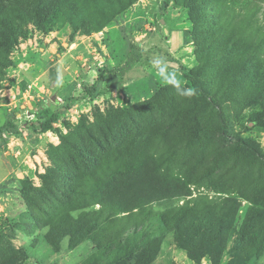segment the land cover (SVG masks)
<instances>
[{"label": "rangeland", "instance_id": "rangeland-1", "mask_svg": "<svg viewBox=\"0 0 264 264\" xmlns=\"http://www.w3.org/2000/svg\"><path fill=\"white\" fill-rule=\"evenodd\" d=\"M200 2L191 9L182 0H0V11L33 7V15L14 22L15 39L0 42V127L12 125L0 132V264H133L126 252L139 251L141 232L162 238L150 264H264V253L241 257L234 241L250 205L246 190L261 184L245 185L264 174V162L220 141L217 111L202 106L184 78L191 73L200 90H254L248 85L259 73L254 60L264 70V0ZM231 54L246 68L230 65ZM222 78L236 84L227 88L218 84ZM223 111L232 119L226 135L264 155L262 100L247 107L227 101ZM50 116L55 121L44 132L25 125ZM256 117L262 125L246 130ZM194 131L204 134L201 142ZM143 154L200 182L189 185L193 199L214 211L211 228L228 236L219 253H201L194 262L160 222L184 199L153 203L147 221L110 217L105 224H125L122 243H112L111 231L95 232L110 214L103 209L100 217V205L92 204L96 175ZM196 156L204 166L214 161L215 174L196 170L199 179L181 166ZM239 169L244 189L223 188L232 173L241 176ZM78 219L82 237L72 231Z\"/></svg>", "mask_w": 264, "mask_h": 264}, {"label": "trees", "instance_id": "trees-1", "mask_svg": "<svg viewBox=\"0 0 264 264\" xmlns=\"http://www.w3.org/2000/svg\"><path fill=\"white\" fill-rule=\"evenodd\" d=\"M182 1L191 9L197 7L201 3V0ZM32 8V6H27L25 8H14L11 6L8 9L2 8L0 11V42L2 44H9L15 39V23L20 25V23L25 21L24 18L26 19L27 15H33ZM4 30H6L7 34H4ZM220 32L222 36L229 37L226 31L221 30ZM228 47L235 48V42H231ZM256 48L260 51L258 46ZM254 56L257 57L259 54L255 53ZM228 57H232L233 61H231L230 65H234V60H236V58L232 54ZM245 60H247V58ZM243 61L244 60H242V62L239 61L238 63H235V65L245 69V62ZM253 67L257 68L259 73L255 75V79L249 80L250 82L248 85L254 86V90H249L247 95L244 93L245 90L219 89L220 86H218L216 90H200L199 82L196 81V78H194L191 73H187L186 70V72H184V78L192 83L194 91L200 93L202 100H204L202 106L207 105L210 109L212 108L217 111L220 123L218 135L222 139L220 141H223L226 144L233 141L232 143L234 144L235 151L245 150L249 156L253 157L258 163H260L261 161L264 162V155L254 147L253 143L245 141L238 136L226 135V130L228 129V126L231 125L232 119L223 111V107L227 104V101L228 103H240V105L247 107L249 103L253 104L258 100H262V108L264 111V70L261 68V64L257 60H254ZM193 74H195V72H193ZM220 83L225 84L227 88L236 84L233 79L229 78L218 80V84ZM193 110L192 118L196 125V123H199V120L196 109ZM54 121L55 118L50 116L41 118L35 124L30 122L25 125L30 126L33 131L44 132L50 129ZM250 125L249 128L245 129L249 130L255 126L262 125L261 118H254L250 121ZM6 127H12V125L9 124L0 127V132L5 130ZM200 135L204 134H201V132H195L193 134L199 142L202 141ZM222 153L224 154L223 151ZM181 166L192 171L194 176L199 178L202 175L196 172V170L215 174V169L218 165L216 166L215 162L211 161L210 164L204 166L200 161V157L196 156L189 167H186L184 163H181ZM240 173L241 176L232 173L230 175V181H224L225 185L223 182V188L228 184L227 186H238L239 191L240 188L243 190V184L245 183L241 184L240 182L241 179H244L245 172L241 170ZM259 174L260 175H258L257 178L253 177L249 179L245 185V187L249 186V184L255 185L258 182L261 184L259 187L246 190L248 192L250 205L246 210L247 213L245 212L246 217L237 229V234L235 235L236 237L234 240L236 242V249L238 248L237 252H239L241 257H247L251 250L258 255L264 253V174ZM189 176L192 178L190 173ZM96 178H98L96 184L93 185L90 191L92 204L100 205L99 212H96L100 217L105 214L102 211L103 209L108 210L110 214L107 213L105 215L102 222L104 226L102 228L100 227L102 230L97 229L95 232L102 233L107 231L106 233H110V235H112V232L114 234L111 237L112 243L114 241L115 243L123 242V240L119 239L118 234L125 230V228H123L125 224L119 229L105 224L110 221V217L124 214L122 216L124 217L123 219H137L142 217L143 220L146 219L145 221H147L151 214L149 211L150 206L153 203L167 199H184L182 206L175 211L169 212L166 216H163L160 222L164 225L166 231L174 234V240L176 243L180 248L187 252V255L192 258L194 262H200L201 253H211V255L219 253V246L228 241V236L221 234V228H211L212 221H215L214 211L210 210L209 207L202 208L197 203L198 201L192 197L193 190L189 185L199 184L200 182H197V180H194L193 178V182H189L186 175L181 173L174 174L170 171L169 167L165 165V161L158 156L143 154L127 161L122 160L118 164L107 168L101 176L96 175ZM257 189H261L262 192L258 194ZM230 203L234 202L231 201ZM228 206L230 210H227L226 205H223L224 211L222 212V216L228 215L233 209L232 205L229 204ZM73 223L75 224L72 231L76 232V236L78 235L79 237H82L81 228L83 223H81L79 219ZM133 223L134 224H131V232L137 234L140 232V226L136 225L137 223L135 224V222ZM221 223L222 219L219 220V225L223 224ZM75 226H77V228H75ZM92 231H94V229ZM140 236L141 237L137 240H140L143 245L136 253L134 250L128 252L129 254L126 252L128 262L133 264H150L158 253L162 238L149 235L146 232H141ZM78 241L79 239H75L72 242L71 247ZM135 245H137V243H135ZM135 247L138 248V246ZM1 264H6V262L2 261Z\"/></svg>", "mask_w": 264, "mask_h": 264}, {"label": "clouds", "instance_id": "clouds-1", "mask_svg": "<svg viewBox=\"0 0 264 264\" xmlns=\"http://www.w3.org/2000/svg\"><path fill=\"white\" fill-rule=\"evenodd\" d=\"M188 95H191V90H189V92L187 93Z\"/></svg>", "mask_w": 264, "mask_h": 264}]
</instances>
